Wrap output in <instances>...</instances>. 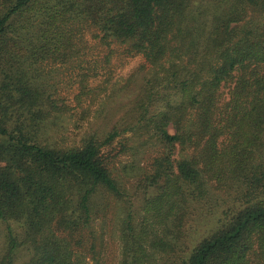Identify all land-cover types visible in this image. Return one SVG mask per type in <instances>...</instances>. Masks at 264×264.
<instances>
[{"label": "trees", "instance_id": "obj_1", "mask_svg": "<svg viewBox=\"0 0 264 264\" xmlns=\"http://www.w3.org/2000/svg\"><path fill=\"white\" fill-rule=\"evenodd\" d=\"M116 45L123 116L60 144ZM111 211L119 264H264V0H0V264H87Z\"/></svg>", "mask_w": 264, "mask_h": 264}, {"label": "rangeland", "instance_id": "obj_2", "mask_svg": "<svg viewBox=\"0 0 264 264\" xmlns=\"http://www.w3.org/2000/svg\"><path fill=\"white\" fill-rule=\"evenodd\" d=\"M88 39L94 43L89 35ZM105 53V52H103ZM145 63L141 55L130 56L123 52V48L116 45L112 56V62L107 70L102 71H59L62 82L59 86L58 95L70 108L59 121V131L56 139L60 144H72L82 137L83 133L91 126L104 129L109 123L111 126L123 116L121 104L128 102L129 91L143 76L144 71H135ZM83 75H87L89 85L95 90L89 96L76 95L80 92V81ZM129 81L131 83L126 85ZM128 92V93H127ZM158 152L146 153V161ZM130 160L129 156H119L117 167ZM131 187V186H129ZM131 190L132 187L130 188ZM118 212L111 211L102 219H97L96 228L102 230V247L98 258L86 250L87 264H119L121 259L120 228L118 225ZM2 228V225L0 226ZM89 245L90 242L88 241Z\"/></svg>", "mask_w": 264, "mask_h": 264}]
</instances>
